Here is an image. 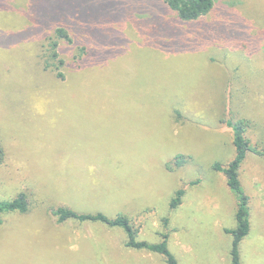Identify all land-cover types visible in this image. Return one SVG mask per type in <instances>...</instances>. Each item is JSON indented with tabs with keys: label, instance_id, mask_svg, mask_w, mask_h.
I'll use <instances>...</instances> for the list:
<instances>
[{
	"label": "rangeland",
	"instance_id": "374dc122",
	"mask_svg": "<svg viewBox=\"0 0 264 264\" xmlns=\"http://www.w3.org/2000/svg\"><path fill=\"white\" fill-rule=\"evenodd\" d=\"M215 1L184 21L165 0H0V201L27 204L2 214L0 264H84L128 237L58 221L64 208L159 225L179 264H233L226 229L240 198L214 164L236 157L240 121L264 150V0ZM260 152L238 169L250 219L241 264H264Z\"/></svg>",
	"mask_w": 264,
	"mask_h": 264
},
{
	"label": "trees",
	"instance_id": "16d2710c",
	"mask_svg": "<svg viewBox=\"0 0 264 264\" xmlns=\"http://www.w3.org/2000/svg\"><path fill=\"white\" fill-rule=\"evenodd\" d=\"M215 0H165V4L171 9L177 12L178 16L181 20L184 21H192L198 20L205 17L215 6ZM56 35L60 38H65L71 41V37L68 34L67 30L62 27H56ZM55 35V36H56ZM58 38L55 41H50L49 43V51L52 53V57L57 58L58 52L56 51V46L58 44ZM49 39H53L50 37ZM51 46V49H50ZM62 62V60H61ZM58 75H61L60 73ZM245 126V121H240L236 126V136H235V145L237 148L236 157L233 161L224 168L221 163H215L214 167L217 169H222L227 175L228 184L231 188L235 189L239 194L240 204L237 209L236 217L238 224L235 228H227L226 232L230 233L233 237L232 248H231V258L233 264H241L240 258V243L246 237V235L250 231V219H249V208H248V198L245 194L242 193L240 189V184L238 180V169L244 160L246 153L248 150L259 153L260 150L257 147H253L250 144V141L243 136V129ZM260 153H264V150ZM182 158V159H181ZM184 156H178L175 159L177 164H181ZM4 159V150L0 144V163ZM168 167L171 168L172 164H168ZM184 194V190H178L176 196L171 200L170 207L172 209L176 208L182 201V196ZM19 210L21 212L27 211V204L25 200V196H19L14 198L13 200H5L0 201V224L2 223V214L5 212L16 211ZM58 221H64L69 218L79 219L81 221L90 220V221H100L109 226H117L122 227L127 235L128 241L127 245L135 248H147L154 252H158L163 254L166 257L168 264H179L175 255L171 252L168 247V237L169 234H164L163 241L159 243H151L145 240H138L137 230L130 223L128 217L124 215H118L115 217H110L104 213H79L77 211L71 209H60L58 211ZM167 223V218L165 219Z\"/></svg>",
	"mask_w": 264,
	"mask_h": 264
},
{
	"label": "crops",
	"instance_id": "0c3cea01",
	"mask_svg": "<svg viewBox=\"0 0 264 264\" xmlns=\"http://www.w3.org/2000/svg\"><path fill=\"white\" fill-rule=\"evenodd\" d=\"M142 222L143 223H142L141 228L139 230L136 229L137 230L136 234L140 233L146 236L147 234L149 235V233L153 231V233L159 234V236L162 239H164L163 235L168 233V232L162 231L159 225L151 227L150 225L145 224L144 221ZM114 227H117V226H114ZM127 241H128V237L123 244H110V245L106 244L104 246V249L100 252L98 251V254H96L97 260L93 261L91 259V256H86V258L88 257V259H84V264H129V262L133 261V259L138 260V261L149 262V264H162L163 260L167 262L166 257L163 254L159 253L162 255L160 256V255L155 254L158 252H154L147 248H135V247L128 246ZM89 260H92V262H90Z\"/></svg>",
	"mask_w": 264,
	"mask_h": 264
}]
</instances>
